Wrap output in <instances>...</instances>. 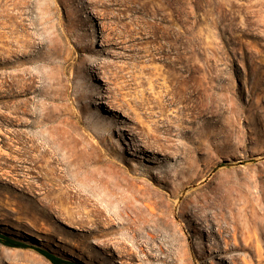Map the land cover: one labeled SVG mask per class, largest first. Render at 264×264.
I'll list each match as a JSON object with an SVG mask.
<instances>
[{"label":"rangeland","instance_id":"1","mask_svg":"<svg viewBox=\"0 0 264 264\" xmlns=\"http://www.w3.org/2000/svg\"><path fill=\"white\" fill-rule=\"evenodd\" d=\"M17 1L0 0V235L24 247L0 243V264H264V0ZM33 136L174 201L183 246L60 202L79 185L25 155Z\"/></svg>","mask_w":264,"mask_h":264},{"label":"bare ground","instance_id":"2","mask_svg":"<svg viewBox=\"0 0 264 264\" xmlns=\"http://www.w3.org/2000/svg\"><path fill=\"white\" fill-rule=\"evenodd\" d=\"M17 2H19V0ZM14 4V6L19 5L18 3ZM2 8L3 9L0 13L1 28L5 29L4 26L6 25V21H8L6 20L8 16L5 14V4H3ZM9 17V21H11L13 17ZM16 32L15 28L14 30L11 29L10 46H14L15 43L18 42L16 40L17 38H14L13 36ZM6 39L7 32H1L0 40L3 44V50H5L6 44L9 43ZM4 83L5 82L3 81V84ZM2 108L10 109V106L3 105ZM8 117L9 115L5 112L0 114V126L3 127L5 125H10ZM0 134L4 137L2 138L3 144L8 146L9 149H12L8 142L10 138L6 137V132L0 130ZM24 134L25 133L22 135ZM41 139L40 142H37V139H35L34 136L29 137L28 140L32 143V146H30L29 150L25 151V155H31V153L37 152L35 157L32 156L33 161L36 162V164L40 163L38 167L46 170V177L52 176L50 179L53 178L56 181L59 179H67L70 182L79 185V190L74 193V196L69 197L67 193H64L67 197L59 196L60 202H68V199L71 198L76 200V207L79 211L77 214H81L84 209L90 207L91 210L86 214V218L94 217L96 220H100V218L105 215L106 221L109 223L110 221L112 222L114 218H116V220L124 221V224H121L120 232L127 231V234L130 235V242L143 237L146 238V243L152 245L160 236V233H162L163 235L165 234L167 240H169V249L172 253L175 251V249H173L174 246H183L180 242L185 241V237L181 234V229H179L178 224L174 221V216L177 215L174 212L176 207L174 201L166 200L154 189L138 187L134 183L131 184L125 177L112 174L110 171L108 172L105 170L106 172L103 171L102 173H96L95 170L92 171L89 168L88 162L80 157L74 158V155H71L70 157L73 158V161L70 160V157L65 158L66 154L63 151H67L68 148L65 146L64 142L55 144L52 140L46 137ZM55 145H57V147ZM66 153L68 154V151ZM61 155L62 157L60 158ZM49 156L52 158L59 156L54 159L61 164L65 161L63 164L65 168L63 170L61 169L63 175L58 173V170H60L58 167L53 168L49 165V163H51L48 159ZM44 162H46L45 166L43 165ZM190 169L193 170L192 167ZM194 175L196 179L201 177L198 172L194 173ZM63 189L68 190V187H63ZM50 192H52V188ZM111 208H113V212L110 211ZM66 212L63 211L62 214L65 213L68 216H73V212H70L69 210ZM107 213H110V215H106ZM220 214L224 217V213ZM234 219L237 218L234 217ZM220 231L222 232V229H220ZM152 250L156 252L163 251L162 247L155 249L154 245ZM179 250L181 249L179 248Z\"/></svg>","mask_w":264,"mask_h":264},{"label":"trees","instance_id":"3","mask_svg":"<svg viewBox=\"0 0 264 264\" xmlns=\"http://www.w3.org/2000/svg\"><path fill=\"white\" fill-rule=\"evenodd\" d=\"M0 243L8 246V247H24L23 244L17 243L15 241L10 240L9 238L0 235ZM38 252L43 255L47 260H49L52 264H74L70 261H67L65 259H62L56 255H54L53 253L47 251V250H43V249H37Z\"/></svg>","mask_w":264,"mask_h":264}]
</instances>
